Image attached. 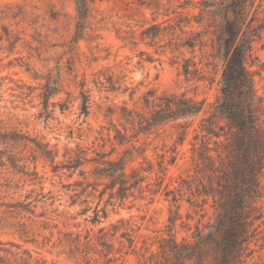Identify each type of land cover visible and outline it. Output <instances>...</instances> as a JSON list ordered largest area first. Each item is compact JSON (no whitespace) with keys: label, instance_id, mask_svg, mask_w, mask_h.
Here are the masks:
<instances>
[{"label":"trees","instance_id":"16d2710c","mask_svg":"<svg viewBox=\"0 0 264 264\" xmlns=\"http://www.w3.org/2000/svg\"><path fill=\"white\" fill-rule=\"evenodd\" d=\"M137 1L144 4V0ZM262 1L168 0L163 11L143 26L139 40L134 32L117 36L134 44L142 42L162 53L170 52L176 59L182 57L183 73L201 78L203 71L195 60L196 51L200 50L209 59L207 66L220 69L218 95L206 108L203 99L150 89L143 96L144 109L126 105L121 108L122 129L115 126V139L123 146L119 157L76 156L55 166V172L64 167L72 175L79 169L80 175L87 178L83 165L92 161L93 181L88 180L87 186L98 190L103 185L101 198L106 193L120 200L161 194L176 207L169 209L167 221L152 230V234L139 232L140 227L135 228L130 219H120L94 234L89 232L83 239L78 236L70 248V258L85 264H112L124 255L133 254L137 264H247L260 240L264 247V97L257 90L253 69L254 42L264 33ZM93 2L73 0L74 33L65 42L64 53L69 54L70 63L82 52L81 40L88 43L90 50L99 48L96 39L100 36L91 22ZM53 18H56L54 14ZM93 57L98 59L96 55ZM60 67L59 62L57 73H50L43 85L40 95L46 109L50 97L61 91ZM97 83L112 91L124 86L122 78L113 73L100 76ZM81 95V111L88 115L90 95L86 92ZM168 123H175L178 131L169 155L167 150L156 161L146 156L137 161L143 155L147 138ZM17 135V132L0 133V141L18 143L22 138ZM186 140L190 143L189 166L186 171L173 175L169 166L177 161V145ZM29 141L41 156L53 158V150L47 144ZM7 161L22 171L15 155L8 156ZM152 174L155 175L153 182L150 181ZM183 201L198 208L202 218L207 219L198 220L194 226L183 220ZM0 207L16 216L34 212L30 203L22 201L3 202ZM99 212L96 210L95 221H99ZM189 219L192 216L188 213ZM4 220L15 225L7 218ZM179 220L185 234L177 228ZM5 243L0 240V253L15 257L8 264H33L31 252L5 248ZM3 259L0 255V264ZM34 264L49 263L38 258Z\"/></svg>","mask_w":264,"mask_h":264},{"label":"rangeland","instance_id":"374dc122","mask_svg":"<svg viewBox=\"0 0 264 264\" xmlns=\"http://www.w3.org/2000/svg\"><path fill=\"white\" fill-rule=\"evenodd\" d=\"M167 2L94 0L91 22L100 36L96 39L99 48L90 50L88 43L81 40L82 52L70 63L69 54L64 53L65 42L74 33L73 0H0V133L17 132L22 138L18 143L0 141V203L22 201L30 203L34 211L16 216L0 207V240L7 242L3 247L31 252L33 264L38 258L46 259L49 264H85L69 257L76 237L83 239L89 232L94 234L120 219H130L135 228L140 227L139 232L152 234V230L167 221L169 209L176 208L161 194L153 198L142 199L137 195L120 200L106 193L101 198L103 185L98 190L87 186L88 180L93 181L92 161L83 165L87 178L80 175L79 169L72 175L64 167L57 168V172L54 170L56 165L76 156L119 157L123 146L115 139V126L122 129L121 108L126 105L144 109L143 96L150 89L203 99L206 108L214 102L220 69L207 66L209 59L207 55L202 56L200 50L197 49L195 60L203 71L201 78L197 74L183 73L182 57L176 59L170 52L162 53L142 42L134 44L117 37L134 32L139 40L143 26L152 22ZM261 11L264 15V0ZM161 18L159 15L158 19ZM254 54L255 83L264 97V33L254 42ZM186 55L192 56L191 53ZM59 62L61 91L50 97L46 109L40 94L47 76L57 73ZM111 73L122 78L121 89L107 90L97 83L100 76ZM126 86L129 89L125 90ZM82 92L90 95L88 115L81 111ZM177 135L175 123L162 125L147 138L143 155L137 161L143 156L156 161L159 154L167 150L169 155ZM29 139L47 144L53 150V158L41 156ZM189 147V140L177 145V161L169 166L171 174L186 171ZM10 155L19 158L22 171L10 165L7 161ZM154 177L152 174L151 182ZM262 203L264 205V198ZM96 210H100L99 221H95ZM181 212L183 220L192 226L200 219H207L187 201L182 202ZM188 213L192 219L187 220ZM4 218L15 225L8 224ZM17 223L24 225L19 227ZM177 228L185 234L180 220ZM262 244L260 240L255 245L247 264H264ZM0 255L5 258L2 264L15 259L5 252ZM112 264H137V260L133 254H128Z\"/></svg>","mask_w":264,"mask_h":264}]
</instances>
